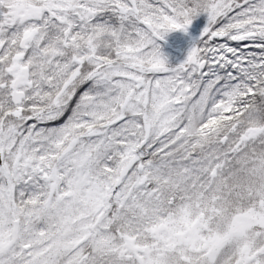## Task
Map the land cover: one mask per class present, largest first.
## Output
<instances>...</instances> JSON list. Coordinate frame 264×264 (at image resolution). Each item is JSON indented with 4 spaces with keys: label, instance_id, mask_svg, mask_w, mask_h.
Masks as SVG:
<instances>
[{
    "label": "snow or ice",
    "instance_id": "snow-or-ice-1",
    "mask_svg": "<svg viewBox=\"0 0 264 264\" xmlns=\"http://www.w3.org/2000/svg\"><path fill=\"white\" fill-rule=\"evenodd\" d=\"M0 264H264V0H0Z\"/></svg>",
    "mask_w": 264,
    "mask_h": 264
},
{
    "label": "flooded vegetation",
    "instance_id": "flooded-vegetation-1",
    "mask_svg": "<svg viewBox=\"0 0 264 264\" xmlns=\"http://www.w3.org/2000/svg\"><path fill=\"white\" fill-rule=\"evenodd\" d=\"M207 23V18L206 16H200L197 19L194 20L193 25L189 28L188 33L186 34L187 38H191L187 44L188 48L187 50L185 49H175L172 50L171 52L173 53V56L175 57L174 60L169 62V66L175 67L183 62L186 59V56L188 54V51L191 49V47L194 45V43L199 39L200 34L203 30V28L206 26ZM183 33V32H181ZM185 34V33H183Z\"/></svg>",
    "mask_w": 264,
    "mask_h": 264
},
{
    "label": "rangeland",
    "instance_id": "rangeland-1",
    "mask_svg": "<svg viewBox=\"0 0 264 264\" xmlns=\"http://www.w3.org/2000/svg\"><path fill=\"white\" fill-rule=\"evenodd\" d=\"M191 38H187L186 34H183L179 31L170 33L164 42H161V49L165 57L167 58L168 64L172 60H174L173 53L171 52L172 50L178 49V50H187L188 44L187 42ZM182 63V61H181Z\"/></svg>",
    "mask_w": 264,
    "mask_h": 264
}]
</instances>
